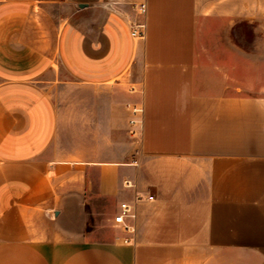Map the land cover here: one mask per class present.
<instances>
[{
	"label": "crops",
	"instance_id": "obj_1",
	"mask_svg": "<svg viewBox=\"0 0 264 264\" xmlns=\"http://www.w3.org/2000/svg\"><path fill=\"white\" fill-rule=\"evenodd\" d=\"M0 264H264V0H0Z\"/></svg>",
	"mask_w": 264,
	"mask_h": 264
},
{
	"label": "built area",
	"instance_id": "obj_2",
	"mask_svg": "<svg viewBox=\"0 0 264 264\" xmlns=\"http://www.w3.org/2000/svg\"><path fill=\"white\" fill-rule=\"evenodd\" d=\"M139 11L142 15H145L147 12V3L142 2ZM133 35L143 38L145 33V23L139 22L135 24L133 31ZM132 116L130 118V123L132 125H140L142 123V117H143V108L140 105H134L131 110ZM129 185L130 183L127 182ZM141 199L140 196L136 197V200ZM148 200H153L154 195L149 194L147 195ZM136 217L135 213V206L133 204H130L128 202H121L119 211L114 216V223L119 225L124 231L128 233H135L136 226L134 224V219ZM126 242H131V239L125 238Z\"/></svg>",
	"mask_w": 264,
	"mask_h": 264
},
{
	"label": "rangeland",
	"instance_id": "obj_3",
	"mask_svg": "<svg viewBox=\"0 0 264 264\" xmlns=\"http://www.w3.org/2000/svg\"><path fill=\"white\" fill-rule=\"evenodd\" d=\"M57 76V74L54 75V78ZM63 88V91L62 92H59L58 93V96L59 98H62V97H68V90H64V87ZM54 90V89H53ZM55 93V92H54ZM68 99V98H67ZM65 102H61V104H64ZM67 103V102H66Z\"/></svg>",
	"mask_w": 264,
	"mask_h": 264
},
{
	"label": "water",
	"instance_id": "obj_4",
	"mask_svg": "<svg viewBox=\"0 0 264 264\" xmlns=\"http://www.w3.org/2000/svg\"><path fill=\"white\" fill-rule=\"evenodd\" d=\"M82 7L84 6V5H81Z\"/></svg>",
	"mask_w": 264,
	"mask_h": 264
}]
</instances>
